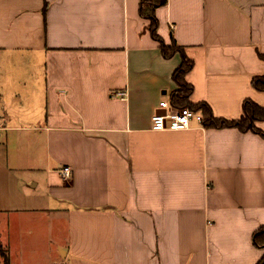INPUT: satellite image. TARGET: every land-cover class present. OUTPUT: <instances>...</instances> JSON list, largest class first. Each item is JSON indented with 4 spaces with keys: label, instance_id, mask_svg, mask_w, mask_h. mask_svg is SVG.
Masks as SVG:
<instances>
[{
    "label": "crops",
    "instance_id": "crops-1",
    "mask_svg": "<svg viewBox=\"0 0 264 264\" xmlns=\"http://www.w3.org/2000/svg\"><path fill=\"white\" fill-rule=\"evenodd\" d=\"M140 1L0 0V245L10 264L264 255L253 244L264 137L195 122L151 129L182 58L162 55ZM155 14L163 42L193 62L190 102L228 120L246 99L264 106L251 83L264 74V0H167Z\"/></svg>",
    "mask_w": 264,
    "mask_h": 264
},
{
    "label": "trees",
    "instance_id": "trees-1",
    "mask_svg": "<svg viewBox=\"0 0 264 264\" xmlns=\"http://www.w3.org/2000/svg\"><path fill=\"white\" fill-rule=\"evenodd\" d=\"M167 0H141L139 5V13L143 18L150 22V33L154 40L159 42L162 55L165 58H170L179 53L182 62L180 66L174 70L172 79L178 89L171 93V105L183 108L187 107L194 111H201L203 114V126L207 128H236L241 132H254L264 137V132L256 127L258 121L264 120V106H260L250 99H246L242 104V115L239 119H224L217 118L213 115L210 107L205 102L192 103L189 101V96L192 92V86L185 80V75L190 71L193 62L188 58L183 49L176 44L172 39L170 45H166L158 34V19L155 10L164 5ZM264 58V55H260ZM252 86L259 91L264 92V74L255 76L251 80ZM253 244L256 247H264V225L259 227L253 233ZM0 253L3 258L2 264H10L6 251L0 245ZM256 264H264V255Z\"/></svg>",
    "mask_w": 264,
    "mask_h": 264
},
{
    "label": "built area",
    "instance_id": "built-area-1",
    "mask_svg": "<svg viewBox=\"0 0 264 264\" xmlns=\"http://www.w3.org/2000/svg\"><path fill=\"white\" fill-rule=\"evenodd\" d=\"M124 93H118L122 97ZM161 112H156L151 117V129L154 131L172 130L181 131L192 127L195 122L200 127L203 126V114L199 111H194L190 108H178L171 105L168 101H162L158 107ZM60 176L63 180L70 179L72 169L68 165L63 166L59 170Z\"/></svg>",
    "mask_w": 264,
    "mask_h": 264
},
{
    "label": "rangeland",
    "instance_id": "rangeland-1",
    "mask_svg": "<svg viewBox=\"0 0 264 264\" xmlns=\"http://www.w3.org/2000/svg\"><path fill=\"white\" fill-rule=\"evenodd\" d=\"M4 226V225H3ZM3 226H2V228H3Z\"/></svg>",
    "mask_w": 264,
    "mask_h": 264
}]
</instances>
